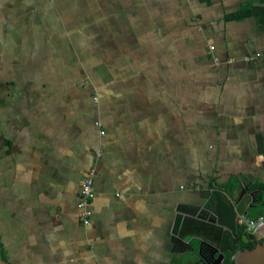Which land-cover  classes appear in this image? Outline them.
<instances>
[{"label":"crops","instance_id":"0c3cea01","mask_svg":"<svg viewBox=\"0 0 264 264\" xmlns=\"http://www.w3.org/2000/svg\"><path fill=\"white\" fill-rule=\"evenodd\" d=\"M259 5L0 0V264H196L178 208L264 183Z\"/></svg>","mask_w":264,"mask_h":264},{"label":"water","instance_id":"95a60500","mask_svg":"<svg viewBox=\"0 0 264 264\" xmlns=\"http://www.w3.org/2000/svg\"><path fill=\"white\" fill-rule=\"evenodd\" d=\"M250 183L243 179L236 190L203 192L201 203H190L178 208L174 220V236L189 245L199 241L196 264H225L227 256L234 264H264V226L248 228L258 236L253 250L238 251L239 220L247 218L255 208L258 192H250Z\"/></svg>","mask_w":264,"mask_h":264},{"label":"built area","instance_id":"2783aa9c","mask_svg":"<svg viewBox=\"0 0 264 264\" xmlns=\"http://www.w3.org/2000/svg\"><path fill=\"white\" fill-rule=\"evenodd\" d=\"M214 51H215V47L210 46V52L213 53ZM215 60L217 62L219 61L218 58H216ZM245 61L247 63L264 62V51L258 52L252 56L245 57ZM102 135H104V132H102ZM96 176H97L96 170L91 169L84 178L79 193V200L77 206L79 210V219L84 226L91 225L92 214L90 210V203L95 197L94 183ZM239 225L246 226L248 231H250L248 228L258 229L264 226V216H261L257 219L241 218L239 220Z\"/></svg>","mask_w":264,"mask_h":264},{"label":"trees","instance_id":"16d2710c","mask_svg":"<svg viewBox=\"0 0 264 264\" xmlns=\"http://www.w3.org/2000/svg\"><path fill=\"white\" fill-rule=\"evenodd\" d=\"M260 3L261 5H259L258 7L252 6L249 8V10L239 13L238 17L243 18L246 16L254 15L258 18L260 22L264 24V0H260ZM254 189L259 190V199L257 196L258 202L264 203V183L257 182L254 186ZM263 215L264 212H253L250 216V219H257ZM237 236L241 240V243L237 248L238 251L253 250L257 247L259 243H263V240H259L258 236L255 235L253 232L248 231L247 227L244 225H239ZM226 264H234V260L228 259Z\"/></svg>","mask_w":264,"mask_h":264}]
</instances>
